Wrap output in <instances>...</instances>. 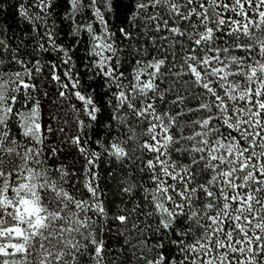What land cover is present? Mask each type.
Instances as JSON below:
<instances>
[{"label": "snow or ice", "instance_id": "1", "mask_svg": "<svg viewBox=\"0 0 264 264\" xmlns=\"http://www.w3.org/2000/svg\"><path fill=\"white\" fill-rule=\"evenodd\" d=\"M27 3L45 23L57 7ZM65 3L67 19L89 8L102 29L76 22L65 44L33 21L30 50L0 36V264H264V0ZM99 3L123 6L121 26ZM48 86L72 116L60 144L83 157L82 188L63 162L56 179L33 166L64 151L49 140L64 128L42 122Z\"/></svg>", "mask_w": 264, "mask_h": 264}, {"label": "trees", "instance_id": "2", "mask_svg": "<svg viewBox=\"0 0 264 264\" xmlns=\"http://www.w3.org/2000/svg\"><path fill=\"white\" fill-rule=\"evenodd\" d=\"M224 2H227V0H224ZM21 3H25L27 11L31 18L29 17H23L19 14L18 8ZM57 7L52 10V14L49 15L46 19V23L44 21H35L36 15L39 13V9L28 6L27 0H0V36H3L12 47H15L17 43L23 39L24 43L29 45V50L31 48V45L36 43V40L33 39V37L36 35V33L33 31V21L36 23H39V31L41 33L44 32L46 27H55L56 29H59L60 36L58 38V42H62L65 44H71L73 42V37L69 35V33L75 29L76 22H84L89 21L92 19V10L89 8H85L80 13H77L73 16L72 20L67 19L65 16V13L71 14V9L68 7L67 3H65L63 6H60V0H56ZM124 3H128V0H124ZM98 7L101 8V11L103 14L106 15L108 23L113 26V30H115L116 27L121 26V20L128 15V13L125 11L123 6L117 9H112L111 11H108L107 5L105 3H99ZM42 15V13H40ZM83 42L79 45L77 54L83 57L85 55L84 49L87 44V37L86 34H81L79 37ZM51 47V45H48ZM24 50H21V55H23ZM55 56V53H53L50 57H48L49 60H52ZM18 67V66H17ZM49 87L50 95L48 97L43 96V90H41V94L39 96L40 103L42 105V122L46 126L50 122L53 124V127H63L64 133H56L55 136L49 137V140L54 141L58 147H61L64 149L61 153L58 154L59 158H52L49 157L47 160H43V157L41 158L43 160V163L39 166L33 165L34 167H38L39 170L48 169L47 175L52 178L56 179L59 175L58 173H54L53 169L50 167V165L59 166L61 162H63L64 165L68 166L69 170L73 173H78V175L72 180V183H76V180L79 179L81 181L79 187L82 188V183L84 180V171H83V157H80L76 152L68 151V145L67 144H60V140L63 136H71L75 135L76 129L75 125L71 123L72 116L68 115L67 117L64 116V112L66 108L68 107L67 104L65 105H53L52 100L55 99V96L52 94L54 92V89L51 86ZM35 95V94H34ZM50 113L56 114L60 117L59 122L57 121H51L50 120ZM108 113L105 112L104 115L106 116ZM67 119L69 123L65 124L64 120ZM107 121H105V124ZM141 129L137 128L136 132L137 135H139ZM89 136L92 137L91 147L96 148L99 150V145L95 143V141L98 139L101 142L105 140L106 137V129L104 127H95V131L89 130ZM115 133L113 132V135ZM108 139H111V136H107ZM26 138L22 136V130H20V136L19 140L20 143L23 144ZM34 143V142H29ZM35 147L40 148L42 147L39 144H36ZM68 152L67 155L65 153ZM111 159V158H109ZM116 164H108L103 163L101 165V168L98 169L100 171L109 170L111 168H115ZM117 177V180L120 177L119 171L115 174ZM107 191L109 193L108 200L110 201V207L112 204H120V198L119 194L116 189V181H112L108 183L107 185ZM127 199V197H125ZM112 243H115L113 241ZM153 243V241H149V246ZM138 247L137 255H152L153 253L148 251V248H141V246ZM107 264V261H106ZM135 264V262H133Z\"/></svg>", "mask_w": 264, "mask_h": 264}, {"label": "rangeland", "instance_id": "3", "mask_svg": "<svg viewBox=\"0 0 264 264\" xmlns=\"http://www.w3.org/2000/svg\"><path fill=\"white\" fill-rule=\"evenodd\" d=\"M86 23H93L94 24V27H100L102 29V25L99 24V21L96 20L93 15H92V19L89 20V21H86Z\"/></svg>", "mask_w": 264, "mask_h": 264}]
</instances>
